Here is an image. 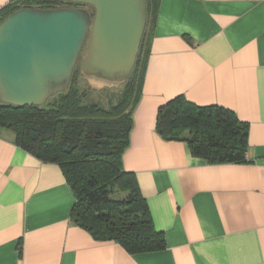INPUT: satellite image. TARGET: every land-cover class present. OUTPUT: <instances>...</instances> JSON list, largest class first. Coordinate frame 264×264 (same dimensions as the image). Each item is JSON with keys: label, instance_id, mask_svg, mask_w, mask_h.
Segmentation results:
<instances>
[{"label": "crops", "instance_id": "0c3cea01", "mask_svg": "<svg viewBox=\"0 0 264 264\" xmlns=\"http://www.w3.org/2000/svg\"><path fill=\"white\" fill-rule=\"evenodd\" d=\"M12 0H0V9ZM123 167L166 248L129 253L71 218L73 190L0 129V264H264V0H161ZM177 95L249 125L247 160L211 164L157 131Z\"/></svg>", "mask_w": 264, "mask_h": 264}, {"label": "trees", "instance_id": "16d2710c", "mask_svg": "<svg viewBox=\"0 0 264 264\" xmlns=\"http://www.w3.org/2000/svg\"><path fill=\"white\" fill-rule=\"evenodd\" d=\"M148 25L134 69L115 104L85 103L75 69L66 92L51 105L0 103V129L44 162L58 164L70 184L75 203L71 218L97 240L116 241L129 253L166 248L136 175L123 167L130 144L133 113L142 95L147 63L146 41L161 0H146ZM76 6L62 0H12L0 9V22L20 8ZM55 97V96H54ZM157 131L168 140L186 141L193 156L211 164L247 160L249 125L221 105H199L177 95L160 106Z\"/></svg>", "mask_w": 264, "mask_h": 264}, {"label": "water", "instance_id": "95a60500", "mask_svg": "<svg viewBox=\"0 0 264 264\" xmlns=\"http://www.w3.org/2000/svg\"><path fill=\"white\" fill-rule=\"evenodd\" d=\"M20 8L0 22V103L43 106L81 75L97 87L128 81L148 25L146 0H62Z\"/></svg>", "mask_w": 264, "mask_h": 264}, {"label": "rangeland", "instance_id": "374dc122", "mask_svg": "<svg viewBox=\"0 0 264 264\" xmlns=\"http://www.w3.org/2000/svg\"><path fill=\"white\" fill-rule=\"evenodd\" d=\"M84 49L80 53L76 69L79 71L77 86L81 91H86V97L84 99L85 103L97 102L103 106H109L110 104H115L121 95V91L124 86L120 88H104L97 87L92 83L88 82L83 78L80 72V65L84 57ZM58 96V95H57ZM57 96L52 97L48 100L46 105H51L57 99Z\"/></svg>", "mask_w": 264, "mask_h": 264}]
</instances>
